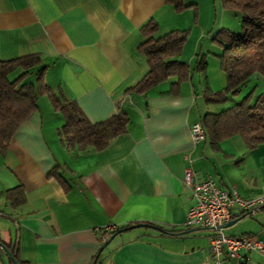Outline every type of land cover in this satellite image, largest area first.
Listing matches in <instances>:
<instances>
[{
	"label": "crops",
	"instance_id": "crops-1",
	"mask_svg": "<svg viewBox=\"0 0 264 264\" xmlns=\"http://www.w3.org/2000/svg\"><path fill=\"white\" fill-rule=\"evenodd\" d=\"M180 15L164 0H0V60L37 53L35 68L45 67V83L73 100L89 123L118 110L128 117L125 130L103 148L68 151L56 134L61 115L46 96L37 98L36 110L0 155V239L16 245L20 264H90L104 233L135 223L168 234L149 227L123 230L96 264H213L209 231L185 225L192 199L184 169L197 181L211 176L242 198L264 190V143L248 149L234 135L213 149L204 137L191 140L190 125L205 112L221 110L201 96L205 85L215 91L225 82L209 78L210 39L202 54L204 72L193 70L202 51L198 41L211 33L189 31L175 59L187 63L190 74L174 91L173 77L144 93L125 91L147 70L137 49L143 40L139 27L153 19L154 36L161 35L178 29L171 24ZM54 167L66 187L47 176ZM17 185L24 201L12 207L2 193ZM240 216L233 211L230 219ZM223 231L264 240V207ZM8 260L2 252L0 264ZM221 264H264V252Z\"/></svg>",
	"mask_w": 264,
	"mask_h": 264
},
{
	"label": "trees",
	"instance_id": "trees-1",
	"mask_svg": "<svg viewBox=\"0 0 264 264\" xmlns=\"http://www.w3.org/2000/svg\"><path fill=\"white\" fill-rule=\"evenodd\" d=\"M164 2L177 13L192 7L195 22L197 17L195 3H185V0ZM219 3L222 9L238 13L241 29L234 33L221 28L211 38L221 47L217 57L225 84L223 88L215 91L205 85L201 89L205 104L225 103L230 96L239 92L252 74L257 73L264 79V0H219ZM138 30L143 40L137 45V49L146 59L147 70L125 91L144 93L170 77H173L174 81L170 83L169 90L174 91L181 82L189 78L190 74L189 65L175 59L181 52L188 31L172 29L154 36L157 25L153 19L145 21ZM39 62L37 53L0 60V155L6 151L16 128L36 110V100L41 95L48 98L51 108L63 119L62 125L56 129V134L60 144L68 151L99 150L125 130L128 117L123 110H118L104 121L89 123L73 100L63 97L59 91H54L45 83L44 66L35 70L33 81H30L29 76ZM193 70L204 72L203 58L196 61ZM249 98L250 94L228 107L216 112H205L201 116L199 124L204 138L213 149L218 148L220 141L234 135L239 136L248 149L264 143V93L258 94L251 103ZM47 176L54 177L66 187L57 167L52 168ZM2 196L12 207L24 201L21 185L5 190ZM120 228L122 227L114 228L111 233ZM111 233H104L103 240ZM0 242L7 248L10 256L20 264L16 245L1 239ZM2 252L0 248V254ZM8 263L13 264L11 260H8Z\"/></svg>",
	"mask_w": 264,
	"mask_h": 264
},
{
	"label": "built area",
	"instance_id": "built-area-1",
	"mask_svg": "<svg viewBox=\"0 0 264 264\" xmlns=\"http://www.w3.org/2000/svg\"><path fill=\"white\" fill-rule=\"evenodd\" d=\"M193 142L203 139V130L198 122L189 127ZM184 184L190 189L192 204L186 211L185 225L205 228L208 259L213 264H221L232 258H240L248 252H264V240L252 234L236 236L224 233L223 225L230 220L233 211L239 215L251 216L264 207V190L252 197H240L233 187L218 186L211 176L194 180L189 168L182 175Z\"/></svg>",
	"mask_w": 264,
	"mask_h": 264
},
{
	"label": "rangeland",
	"instance_id": "rangeland-1",
	"mask_svg": "<svg viewBox=\"0 0 264 264\" xmlns=\"http://www.w3.org/2000/svg\"><path fill=\"white\" fill-rule=\"evenodd\" d=\"M185 2L195 3V5H197V17L195 22L193 21V8L188 7L183 11L178 12L181 15L177 16L176 23H172L171 25L173 27L171 28L187 30L188 34L189 31H192V34L195 35H197L199 31H205L206 34L211 33L212 36H214L215 33L221 28H226L234 33H238L240 31L241 28L238 13L233 10L222 9L220 7L219 0H185ZM164 30L166 29H163L162 27L159 31L161 32ZM211 38L210 36L202 37L198 41V44H200L199 48H202L200 55H198V60L202 58V54L205 52L206 45L211 43L210 51H208L209 53H207V60L208 62L210 61L208 67V72L210 76L209 78L214 81L219 76L223 81L224 75L219 69V61L217 57V55L221 52V47L215 42H213ZM209 39L211 41L210 43ZM189 44H191V39ZM35 70L36 68L34 67L31 75L29 76L30 81H33V74ZM194 75H197V72H194ZM223 83L225 84L224 81ZM214 85L217 84L214 83ZM260 93H264V79L262 78V76L255 73L247 78L244 85L240 88L239 92L236 95L230 96L228 101L223 104H211L208 107H216L223 109L233 103L239 102L241 98L248 94H250L249 101L251 103L253 102L254 98Z\"/></svg>",
	"mask_w": 264,
	"mask_h": 264
},
{
	"label": "water",
	"instance_id": "water-1",
	"mask_svg": "<svg viewBox=\"0 0 264 264\" xmlns=\"http://www.w3.org/2000/svg\"><path fill=\"white\" fill-rule=\"evenodd\" d=\"M240 217H243L240 216ZM240 217H236L234 219H230L228 220L224 225L223 227L226 228L228 226H230L231 224H233L234 222H236L237 220L240 219ZM135 227H149L151 229H154L160 233H164V234H168L167 231L155 226V225H149V224H144V223H135V224H131V225H127V226H124L120 229H118L117 231L111 233L101 244L100 246L98 247L94 257H93V260L91 262V264H94V262L96 261L99 253L101 252V250L106 246V244L110 241V239L115 236L117 233L123 231V230H126V229H131V228H135ZM0 248L2 249V251L10 258V260L12 261L13 264H18L11 256H10V253L9 251L7 250V248L3 245V243L0 242Z\"/></svg>",
	"mask_w": 264,
	"mask_h": 264
}]
</instances>
